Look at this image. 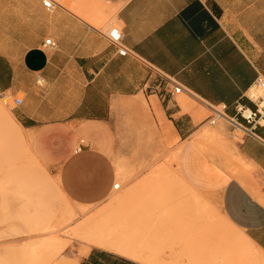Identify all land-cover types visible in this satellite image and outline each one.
<instances>
[{
  "label": "crops",
  "instance_id": "crops-1",
  "mask_svg": "<svg viewBox=\"0 0 264 264\" xmlns=\"http://www.w3.org/2000/svg\"><path fill=\"white\" fill-rule=\"evenodd\" d=\"M43 1L0 0V94L14 99L13 119L35 138L39 153L64 165L68 190L84 204L106 202L114 181L107 158L87 152L71 160L72 127H104L122 100L156 96L145 85L164 74L184 90L157 96L161 117L183 143V181L216 202L264 254V126L234 141L222 120L219 134H232L223 148L204 140L207 118L198 120L206 104H226L230 116L238 101L255 109L247 95L264 78V0H128L108 30L70 7L48 10ZM115 27L123 34L121 46L108 39ZM50 38L55 45L45 47ZM122 47L126 56L119 54ZM188 99L202 108L188 111ZM86 264L143 263L96 246Z\"/></svg>",
  "mask_w": 264,
  "mask_h": 264
},
{
  "label": "rangeland",
  "instance_id": "rangeland-1",
  "mask_svg": "<svg viewBox=\"0 0 264 264\" xmlns=\"http://www.w3.org/2000/svg\"><path fill=\"white\" fill-rule=\"evenodd\" d=\"M55 1L108 30L128 0ZM159 104L157 96L141 94L114 105L104 127H72L77 135L71 160L95 153L114 170L107 201L84 204L82 195L68 190L64 165L40 154L35 138L16 124L14 99L0 94V264H86L97 239L131 248L138 257L114 252L143 264H264V254L232 227L218 204L183 181V143ZM186 107L202 108L190 99ZM210 114L204 110L198 120ZM222 126L208 124L204 140L226 148L232 134L221 136ZM81 141L86 147L77 153ZM95 217H101V235L79 228Z\"/></svg>",
  "mask_w": 264,
  "mask_h": 264
},
{
  "label": "built area",
  "instance_id": "built-area-1",
  "mask_svg": "<svg viewBox=\"0 0 264 264\" xmlns=\"http://www.w3.org/2000/svg\"><path fill=\"white\" fill-rule=\"evenodd\" d=\"M43 2L48 10H53L57 6L55 0H44ZM108 39L113 44L121 46L123 34L118 27H115L109 31ZM54 45L51 38L46 40L44 44L45 47H53ZM119 54L126 56L127 50L122 47ZM145 89L147 93L159 96L162 99L168 96L180 95L184 92L182 86H180L173 77L164 74H158L153 81L147 82ZM247 97L255 103V109L238 101L236 104V114L234 116L228 114V106L226 104H206L211 113L207 117L208 124L216 126L224 120L230 125L233 132L232 134L235 137L242 138L244 136L254 135L258 127L264 126V78H258L256 80ZM16 103L21 104V100L18 99ZM239 134H242V136ZM84 147H86L85 143L81 141L76 150L77 153L82 152Z\"/></svg>",
  "mask_w": 264,
  "mask_h": 264
},
{
  "label": "bare ground",
  "instance_id": "bare-ground-1",
  "mask_svg": "<svg viewBox=\"0 0 264 264\" xmlns=\"http://www.w3.org/2000/svg\"><path fill=\"white\" fill-rule=\"evenodd\" d=\"M120 188V185L117 183L115 185V189H119ZM101 218V217H100ZM100 218L98 217H95V218H92V219H88L87 221H84L80 226L79 228L82 226L83 228H87L91 229V233L92 235L96 236V233L100 234L102 232H100V227L103 225ZM96 223V224H95ZM99 231V232H97ZM94 241V245L95 246H99V247H105V248H109L113 251H116V252H120L122 254H127V255H131V256H135V257H138L136 253L134 252H130L131 248H128V247H124V246H121L119 244H116V243H111V242H108V241H104V240H101V239H97V240H93Z\"/></svg>",
  "mask_w": 264,
  "mask_h": 264
}]
</instances>
